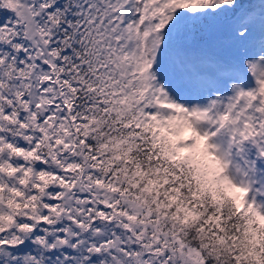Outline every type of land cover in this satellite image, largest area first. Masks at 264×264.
<instances>
[{"label": "snow or ice", "instance_id": "snow-or-ice-1", "mask_svg": "<svg viewBox=\"0 0 264 264\" xmlns=\"http://www.w3.org/2000/svg\"><path fill=\"white\" fill-rule=\"evenodd\" d=\"M0 264H264V0H0Z\"/></svg>", "mask_w": 264, "mask_h": 264}]
</instances>
